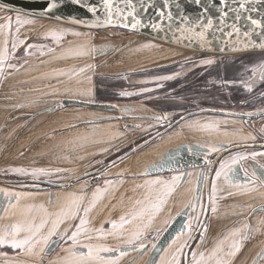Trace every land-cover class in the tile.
<instances>
[{
	"label": "crops",
	"instance_id": "crops-1",
	"mask_svg": "<svg viewBox=\"0 0 264 264\" xmlns=\"http://www.w3.org/2000/svg\"><path fill=\"white\" fill-rule=\"evenodd\" d=\"M17 36L19 33H16ZM19 40L25 41L32 38V35H18ZM5 35L0 36V48H2ZM9 39V37H8ZM29 44H18L13 50L12 41L8 40V58L0 66V229L5 225H11L25 220L31 221L35 224H39L42 220L48 221V224L42 229L43 235H47V229L51 226V221L56 218L55 214L60 210L64 204L68 194L84 195L86 197L85 206L87 201L91 200L92 193L99 188L102 192V197L107 199L108 193L113 192L115 197L118 191L124 189V193L121 196L131 197L135 200L139 199L146 205L149 202V197L155 198L156 192L160 190V185H148L146 181L150 180H162L170 182L172 178L165 175L163 167L169 165L172 160H175L176 153L180 151H188V153H201L209 154L213 148L217 149L221 145L235 140V136H241L236 131L231 133L228 126V120L222 117H214L212 115H198L187 118L178 127L172 128L163 134L156 137L154 140H144L146 145L142 147L134 154L129 160H124L121 163L114 164L115 162H109L107 166L100 169V181L98 183L89 184L88 177L80 179L72 185L63 187H48L43 190H33L30 186L32 183H21L16 185H8L10 179H30L31 182L35 179L67 182L73 179L79 174H75L72 177L54 175V170L57 167H61L65 162V156L68 157L70 151L81 148L83 146L91 145V149L84 150V154H74L76 159H87L86 162L79 165H86L88 162L93 161V169L91 166L84 167L83 172L96 173L95 159L100 152L91 153L94 150V146L98 147L99 144H110L117 137L123 133L118 129L113 121L96 122L92 124L83 123L79 117L80 112L78 108H74L75 111L73 118H77L76 124L69 123V115L65 113L67 106L58 107L56 104L60 100L54 99L52 95V87L47 85L52 81L36 83L37 79L21 80L25 77L36 76L37 66L44 67V70H50L52 72V64H47L51 58H42L43 61L37 63L35 58H29L27 61H21L22 55L29 51L41 50V47L33 42L32 45L36 47L28 48ZM63 49L60 53H64ZM14 65L15 67H9ZM42 69V70H43ZM25 75V76H24ZM81 79V78H80ZM72 89H66L67 92H60V98L64 99L68 97V93L74 94L71 97L83 98L88 100H94V93L91 89L87 91L90 94L84 95L86 87L81 80H78ZM32 82V83H31ZM57 101V103H53ZM79 107V106H77ZM88 109L84 107H79ZM92 115L86 119H98L104 114L99 113L101 110L88 109ZM96 111V113L94 112ZM70 114V113H69ZM96 114V117L95 115ZM89 123V122H88ZM90 125L86 128L84 125ZM80 128L79 130H76ZM70 131V133H69ZM120 134V135H119ZM218 134V135H215ZM80 140L70 147V143L74 140ZM41 144L40 147H36V144ZM96 143V144H94ZM191 146V150H189ZM60 151L59 156L61 161H55L52 158L53 151ZM77 151V150H76ZM105 151H107L105 149ZM104 153V151H103ZM108 153V152H107ZM111 153H108V156ZM96 156V157H95ZM131 157V156H130ZM232 157L226 158L225 161H230ZM222 159V158H221ZM221 161L219 160L218 163ZM173 163V162H172ZM217 163V164H218ZM70 162L66 163L68 166ZM155 165L156 167H153ZM163 165V167H161ZM221 164L216 165L217 169H214L213 178L216 180L217 191L215 193V208L216 211L210 210V222L208 226L207 239L205 240V247L198 249L207 253L211 251L219 241L225 237L230 238V233L237 229L241 230V235H244V224L232 223L227 224V221L231 216L235 214L244 213L245 210L233 211L227 208L225 198L228 195H238L239 201L242 203L251 200L250 193L244 191V187H237L234 183L226 180L223 175L219 178L215 177V173L220 169ZM122 167L123 170H118L112 173L113 170H117ZM236 173L235 179H238L241 184L246 185L248 188L255 187L256 194L254 199L257 202L264 200L263 187L260 184H249L248 179H243L245 176L240 169L239 163L235 165ZM22 168L27 172H31L32 169L43 168L48 171V175H42L39 177H33L32 175H24L20 172L13 171V169ZM203 170V169H202ZM201 168L188 169L183 171H177L170 176H178L181 173H190L185 175L183 181L174 187V190L166 198V203L162 206L161 211L156 213L160 214V223H165L170 217H175L177 213H181L185 209H189V213L197 211L200 200L202 198L199 191V185H201L202 178L198 179V176L203 171ZM147 171V175L144 173ZM84 180V181H82ZM112 181L111 184H106L105 181ZM89 181V182H87ZM131 181L132 187L128 188V182ZM35 183V182H34ZM19 188H16V187ZM107 189V191H105ZM231 192V193H229ZM99 199L96 206L88 214L89 223L85 226L89 229L96 228V207H101V203H104ZM140 197V198H139ZM101 202V203H99ZM172 202V207L167 214L164 215L165 208ZM256 202V201H255ZM194 207H186L189 204ZM245 204V205H246ZM143 205V206H144ZM213 202L211 200V208ZM248 206V205H246ZM244 206V207H246ZM236 208V207H234ZM238 212V213H237ZM194 214V212H193ZM80 215H83L82 211ZM92 216H95L93 219ZM171 218V219H172ZM159 220V217H157ZM136 224L139 221H134ZM147 219L145 218V221ZM154 223V218L152 219ZM79 223V219L68 220L60 226L59 231L63 232L65 228L74 226ZM127 226H124L122 230H126ZM132 225L129 226V230H132ZM74 230V227L73 229ZM120 230V229H118ZM24 233H21V237ZM70 235V232H69ZM59 236V235H57ZM51 239V238H50ZM231 239V238H230ZM1 247L9 248L14 254L0 255V264H42L39 256H30L21 253L18 249L14 250L10 245L5 244ZM119 249V248H118ZM39 249H37L38 251ZM197 250V249H196ZM225 251H227V244H225ZM264 251V211H257L252 221V227L250 228L249 237L243 240L240 251L235 257L228 258L230 264H264V259L260 258L257 254ZM65 255V253H63ZM161 255V254H160ZM159 255V256H160ZM56 254H51L48 260H51V264L57 259H53ZM192 264V253L191 261Z\"/></svg>",
	"mask_w": 264,
	"mask_h": 264
},
{
	"label": "rangeland",
	"instance_id": "rangeland-1",
	"mask_svg": "<svg viewBox=\"0 0 264 264\" xmlns=\"http://www.w3.org/2000/svg\"><path fill=\"white\" fill-rule=\"evenodd\" d=\"M17 14L21 15L23 19H31L34 21L32 24L19 26L18 35L22 36L29 33L32 35V38L25 40L24 44H33V42H36L39 47L43 45L41 50H35V52L29 51L28 54L25 53L21 56L20 60L27 61L29 58H35L37 63H40L43 61L42 58L44 57L52 59L47 63L52 64V72H50V70H44V67L42 66H37L35 77H25V79L21 80L35 78L37 79V84L52 81L51 84L47 85V88L51 86L53 98L61 100L59 96L60 92H67L66 89L71 90L72 85L82 79L84 87H86L84 95L87 96V94H90L87 90L91 89V92L93 91L94 93L93 97L96 100L98 99L97 101L104 100L105 102L113 103L114 106H117V104L120 106L121 111L119 112H117L115 108H112V110L109 111L101 110L99 112L104 114L103 116L118 113L121 119H117L113 122L123 134L113 141H110V144H99L98 147L94 146V150H92L91 153H96V151L100 152L94 163V168L96 167L97 172H100L99 169L107 166L109 162H115L114 164H118L126 159L129 161L130 158L133 159L132 154H134L136 150L138 151L146 146L142 145L145 141L141 138L142 135H145L143 133L145 129V131L149 133L148 135L152 136V138L160 135V130H157L158 122L156 120H159V117H161L163 113L165 115L183 114L188 110H192L193 107L191 106H193V101H201V103L208 105L216 103L217 101L213 98L210 99L209 95L216 96L214 88L222 87L224 85L222 83L215 84L218 77H216L213 71H210L212 68L214 69L219 62L231 64L238 62L237 58H233L234 55L202 52L189 53L185 49L167 46L145 38L143 39L135 32L119 28H111L109 29V32H107L99 29L64 25L53 20L0 10V23H7V20L4 19L6 17L12 18L13 27L11 31L13 35H15L14 31H16L17 27L15 25V17ZM60 30H64L65 34L57 43L51 38L50 33L52 31ZM72 32H79L81 35L74 36L71 34ZM18 35L17 38L19 39ZM8 40L12 41L11 36H9ZM98 42L105 43V45L102 47L98 46L96 48L97 51L95 52L91 51L92 48H95L93 47V44L97 45ZM107 43L112 44L110 52L100 54L103 49H106ZM123 44H126V46L121 47ZM145 45L151 46L146 47ZM81 46L87 51V54L75 55L74 53L78 50V47L81 48ZM49 49H52V51L49 52ZM61 49L65 52L60 53ZM42 52L43 55H41ZM206 60H212L213 63H203V61ZM255 65L258 66L256 63L252 66L245 65V72L234 77L236 80L243 79L241 82L243 83L242 87L246 90H248L249 87L252 89L258 79V69ZM82 68L84 69L83 72L80 71ZM253 68H256L255 74H253ZM217 70L218 69H216V71ZM60 72H63L64 75H58ZM159 77L172 78L161 80L158 79ZM99 83H102V85L99 86ZM145 88L150 89V91H141ZM121 92H129L132 93V95L121 96ZM68 94V97H71V95L74 96L71 92ZM53 103H57V101H53ZM253 106H260L258 107L259 109L261 108L260 110L264 109L263 99L261 98ZM67 107L69 109H67L65 113L69 115L70 124H76L78 121H81L79 119L77 120V118H73L74 113H72V111H75L76 108L79 109V117L82 120L85 119L84 121H90L89 123H96V119H86L92 115L90 113H92L91 111L93 110L83 109L79 108L80 106L77 107L72 105H68ZM126 109L127 111H125ZM160 109L163 111L161 112ZM156 110L160 112H155ZM194 111L198 112L200 110ZM94 112L96 113V111ZM250 112H258V110ZM94 115L96 117V114ZM236 119L237 120L232 121L242 124L241 119L240 121L238 118ZM227 120L228 124H231V120ZM251 124L253 127L258 128L264 135V117L251 120ZM84 126L86 128L91 127L86 124ZM79 129L80 128H77L76 130ZM248 135L249 134H246V137L244 136V138L249 139ZM79 142L80 140L78 139L74 140L73 143H70L71 149H73V146ZM130 144H132L131 148L129 147ZM40 146L41 144H36V147ZM91 147V145H87L86 143V147H84L85 149L81 146V148L76 149L77 151H70L68 157L66 158L65 156V162L63 163L64 167H57V169H64L66 171L59 173L58 176L72 177L75 174H82L81 172L85 169L84 167L88 166H91L93 169V161L88 162L86 165H79L80 163L86 162L87 159L75 160L76 155H73V153H80L82 155L85 153L84 150H90ZM135 148L137 149L135 150ZM105 149L107 151H105ZM107 152H110L111 156H108ZM59 153L60 151L57 150L52 152L51 157H54V162L61 161ZM255 153H264V150H258L255 151ZM244 154L245 153L236 152L233 156ZM258 156H262L260 159L264 161V155ZM68 162H70V164L65 166ZM118 170H123V168L119 167L117 170H113L112 173H115ZM54 175H57L55 170ZM169 177L172 178V176ZM87 180H89V177ZM130 182L131 181L128 182V188L132 187V183ZM7 184L12 185L9 183ZM16 188L19 187L17 186ZM123 193L124 189L118 191L115 197H113V192L108 193L107 199L102 197L104 203L99 202L101 203V207L99 209L96 207V228L94 229L103 228V232L90 233L93 236L91 242L94 244L99 243L114 249L119 248V250L121 249L120 251H124L126 254L123 256H120L119 252L101 253V255L105 257H115V264H160L162 257H164L165 262L171 260L176 248L187 238L189 231L192 230L195 214H186L187 219L180 226L177 233L172 236L169 244L165 248L167 251L165 252L164 249L160 256L152 252V246L159 237L163 227L169 223V220L172 217H170L168 222L161 224L160 214H155L153 217L155 222H151V226L144 231L142 240L135 241L133 246L128 248L126 246V241L129 239L132 231L135 230V222L124 225L127 226L126 230L116 229L115 231L120 233L119 237L108 235V233L112 230V223L119 224L121 216L129 218V214L133 211H138L144 203L137 204V201L141 200H135L130 196L121 198ZM171 207L172 202L165 208L164 215L169 212ZM157 217H159V220H157ZM92 218L94 219L95 216H92ZM186 224L189 225L188 228L185 227ZM130 225L133 226L131 231L129 230ZM149 230L152 231L151 234L149 233L150 235L148 234ZM181 233L183 234L179 235ZM205 234L206 230H204V237ZM98 236L101 238L96 239ZM174 239L175 242H173ZM63 241L66 240H62L58 248L53 252V254H56L53 259L63 257V253L66 255L65 249L71 245V242L68 241L62 244ZM79 241L80 243L76 245L74 250L78 252H87V249L83 248L81 245L83 243H88L89 241H87L84 236H81ZM147 241L151 244L148 249H146L147 244H145ZM141 242L145 244V248L136 251L135 248H137ZM205 242L203 243V241H199L198 243L200 245L203 244V247H205ZM169 245H171V247H169ZM176 254L180 255L179 253ZM49 256L45 257L43 253L40 254V261L43 262L44 260V263L42 264H51V260H48ZM43 257L45 258L43 259Z\"/></svg>",
	"mask_w": 264,
	"mask_h": 264
},
{
	"label": "snow or ice",
	"instance_id": "snow-or-ice-1",
	"mask_svg": "<svg viewBox=\"0 0 264 264\" xmlns=\"http://www.w3.org/2000/svg\"><path fill=\"white\" fill-rule=\"evenodd\" d=\"M120 3H123L125 5V9H121L118 4L116 3V0H101V4L103 6V10L105 12V19L103 21H97L95 24L90 25V27H107L109 25H113L116 22H119L121 19L124 21H127L129 17H131L133 23L131 24V28L135 29L138 25H141V20L137 18V7L134 3V0H119ZM193 2L196 5L201 4V0H193ZM71 3L80 5L81 7H85L88 12L92 14H96L99 9L96 6H89L86 3H84V0H71ZM141 6L144 7V10L147 11V7L149 5H145V0H140ZM232 3L237 4L238 7H231V5L228 3V0H219V5L217 12H218V22L220 26H226L230 30H225V27H214V20L212 17H207L205 22V16L201 14L198 19L195 21H190V18L186 15H181V24L178 28V31L180 32L179 39L181 42L188 41L190 44L192 42H198L202 48L211 46L213 41L216 39V33L219 32L221 34V38H228L224 41L225 45L227 46L229 42H231V50H237V45L243 41L245 47L249 46H257L255 42L253 41V32L257 29H261V31L256 32V35L260 37V43L258 46L260 48H264V23H262L260 20L253 18L251 15H247L244 17V19L250 21L252 28L249 30H245L242 32L241 28L237 25V23H232L231 25H227V17L230 12L235 13L234 20L240 21L241 20V13L245 12H256L258 11L255 7H249L252 4H259L264 3V0H232ZM58 5L55 2V0H51L47 4V8L45 9L46 12H50L53 8H56ZM169 6V0H164V7L168 8ZM207 9H205V12ZM157 15L161 19H168L171 21L173 19V15L171 11L167 12V15L165 16V12L163 10H158ZM7 20V23H0V34L5 35V39L3 41V47L0 48V66L3 65L4 61L8 58V37L11 36L12 39V48L15 50V48L18 46V44H23V40H19L16 35L12 34V18L6 17L4 18ZM59 19V18H58ZM34 21L31 19H23L21 15L17 14L15 17V25L16 32H19V26L32 24ZM72 23L76 24H82L83 21L73 19L71 21ZM124 27H128L129 25L127 23L123 24ZM154 29H159L161 27L160 24L154 23L152 25ZM196 29H199L197 31ZM209 30L211 31V36L207 35L209 33ZM64 30L60 31H52L50 33V36L53 40H55L57 43L62 39L64 35ZM74 36H79L81 33L79 32H72L71 33ZM233 37L235 39H233ZM146 47H150L151 45H145ZM36 47L35 45L29 44L28 48ZM40 47H43L41 45ZM221 52L225 50L224 47H221L219 49ZM52 49H49V52H51ZM91 51L95 52L97 49L92 48ZM26 54H28L26 49ZM75 55H85L87 54V51L81 46L79 50H77ZM43 55V52L41 53ZM203 63L211 64L213 63L212 60H206L203 61ZM9 67H15L14 65H9ZM261 79H264V64L258 65ZM81 72L84 71V69H80ZM253 74L256 72V68L252 69ZM58 75H64L63 72L58 73ZM172 77H159L158 79L166 80L171 79ZM249 91H251V88H248ZM141 91L147 92L150 91V89H142ZM121 96H129L132 95V93L129 92H121ZM127 111V109L125 110ZM248 115H251L249 113ZM189 150H191V146H189ZM212 151H217V149L213 148ZM258 155H264V153H251L250 155H237L233 156L230 161H225L221 163L220 169L216 171L215 177L219 178L221 175L225 177L226 180H229L230 182L234 183L237 187H244L245 192H252L256 191L257 189L255 187L248 188L246 185L241 184V182L238 179H235V165L239 163V161L246 160V159H255ZM153 167H156L153 165ZM163 167V165H161ZM260 168L264 170V164L260 165ZM13 171L20 172L24 175H32L33 177H39L42 175H48V171L43 168H36L32 169L31 172H27L25 169L18 168L13 169ZM63 171H66L64 169H55V173L59 174ZM147 175V171L144 173ZM185 175H190V173H181L178 176H173L170 182H165L162 180H150L146 181V184L148 185H160V190L156 192L155 198L149 197V202L142 206L138 211H133L129 214V218H125V216L120 217V223H112L111 229L108 233V235H112L115 237H119L120 233L118 231H115L116 229H123L124 225L126 224H132L134 221H139L138 224L135 226V230L132 231L129 239L126 241L128 245H133L135 241H141L142 237L144 235V231L151 226L152 219L154 215L161 211L162 206L166 203V198L168 195L171 194V192L174 190V187L178 184H180L183 181V178ZM245 176H247V173H245ZM252 179H249L247 183L249 184H255V178L257 177V173L253 171L252 173ZM202 178L203 180L207 181L208 177L204 176L203 173H200L198 176V179ZM106 184H111L112 181H105ZM260 185L261 187H264V171L261 173L260 177ZM107 191V189H105ZM217 191L216 187V180L213 178L212 180V195L210 199L213 202V206L211 208L212 212L216 211L215 208V193ZM102 197V192L99 188L96 189L92 193L91 200L87 201V206H85V200L86 197L84 195H77L75 193L68 194L64 204L61 206L60 210L55 214L56 218L51 221V226L47 229V235H43L42 229L46 227L48 224V221L42 220L39 224H35L31 221L25 220L22 222H18L11 225H5L2 229H0V246H3L5 244L10 245V247L14 250H19L21 253H24L26 255L30 256H40L41 253L44 252L45 247L49 243V240L51 237L59 235L60 239L70 241L71 245L65 249L66 255L63 257H59L56 261L53 262V264H115V257H105L102 256L101 253H111V252H119L120 256L125 255L126 253L124 251H120L119 249L110 248L108 246L99 244V243H92L93 236L90 234L92 232H98L102 233L103 228L101 229H89L85 227L88 223V214L92 211V209L96 206V203L99 199ZM142 201H137V204H143ZM186 207H194L191 203L189 205H186ZM204 207L203 205L201 206ZM83 213V215H80V213ZM179 215V213H177ZM145 218L147 219V222L145 221ZM195 218V217H194ZM79 219V223L75 224L74 226H69L68 228H65L63 232H60V226L64 224L68 220H75ZM203 226L206 230V225H200ZM74 227V230H72ZM186 228L189 227V225H185ZM199 230V226L196 229ZM244 235H241V230L237 229L234 232L230 233V238L225 237L223 240L219 241L217 245L207 253L203 251H198L199 243L197 245V250H191L192 252V264H230V260L228 258L235 257L236 254L240 251L243 240L247 239V233L250 231V228L248 225H244ZM70 232V235H69ZM21 233H24V235L21 237ZM183 233L179 234L182 235ZM81 236H84L88 243H83L81 246L83 248L87 249V252H78L75 251V247L78 243H80L79 238ZM201 242L203 241L204 233L200 232ZM101 237H96V239H100ZM192 232L191 230L188 233L187 238L179 244V246L176 248L175 253H173L171 260L165 262L164 257L161 258L160 264H181V256H185L186 259V253L184 252L185 248H190L189 246V240H192ZM175 242V239L174 241ZM225 244H227V251H225ZM153 248L156 246L153 245ZM171 247V245H169ZM145 248V244L143 242L139 243V246L135 248L136 251H139L141 249ZM37 249H39L37 251ZM165 252L167 249L164 250ZM176 253H179L180 255H177ZM0 255H3V253H0ZM260 258L264 259V251L257 254Z\"/></svg>",
	"mask_w": 264,
	"mask_h": 264
},
{
	"label": "water",
	"instance_id": "water-1",
	"mask_svg": "<svg viewBox=\"0 0 264 264\" xmlns=\"http://www.w3.org/2000/svg\"><path fill=\"white\" fill-rule=\"evenodd\" d=\"M51 2V0H0V10L5 12H11V13H20L24 14L26 16L36 17V18H44L48 20L57 21L58 23L64 24V25H71L76 27H82V28H88V29H99L102 31L109 32V29L111 28H119L123 30H128L131 32H135L139 37L145 38L148 40H153L155 42H159L161 44L167 45V46H173L177 48H182L187 50L189 53L194 52H202V53H212V54H230V55H237V54H244V53H264V48H260L258 44L261 42L260 37L256 35V32L261 31V29H257L253 32V41L257 46H249L245 47L243 41H241L237 45V50H231V42L226 46L224 41L228 38L224 37L221 38V34L219 32L216 33V39L213 41L211 46L202 48L198 42H192L191 44L188 41H183L179 39L180 32L178 31V28L181 24V15H186L190 18V21H195L199 18L201 14L205 16V22L207 17H212L214 20V27H225V30H230L226 26H220L218 22V12L217 9L220 7L219 0H201L200 5H196L193 0H169V6L168 8L164 7V0H145V5H149L147 7V11L144 10V7L141 6L140 0H134V3L137 7V18L141 20V25H138L135 29L131 28V24L133 23L131 17L128 18L127 21L120 20L119 22L114 23L113 25H109L107 27H90V25L95 24L98 20L103 21L105 19V12L103 10V6L101 4V0H84V3H86L89 6H96L99 11L94 15L87 11L85 7H81L80 5H76L71 3V0H55L57 3V7L53 8L50 12H46L45 9L47 8V4ZM116 3L121 9H125V5L123 3H120L119 0H116ZM228 3L231 5V7L235 8L238 7L237 4L232 3V0H228ZM249 7H255L258 9L256 12H245L241 13V20L235 21V13L230 12L227 17V25H231L232 23H237V25L241 28L242 32L245 30H249L252 28V25L250 21L244 19L245 16L251 15L253 18L260 20L262 23H264V3L259 4H252ZM205 9L207 11L205 12ZM158 10H163L165 12V16L167 15V12L171 11L173 15V19L169 21L168 19L164 18L161 19L157 15ZM59 18V19H58ZM73 19L83 21L82 24H76L72 23L71 21ZM127 23L129 26L124 27L123 24ZM154 23H158L161 25L159 29H154L152 25ZM199 31V29H196ZM211 31L209 30V33L207 35L211 36ZM233 39H235L233 37ZM105 43L98 42L97 45L93 44V47L95 49L99 46H104ZM112 44H106V49H103L101 53H108L110 52V49ZM126 44H123L121 47H125ZM111 47V48H110ZM221 47H224L225 50L221 52L219 49ZM80 48L78 47V50ZM260 64H264V59L260 60ZM259 71V70H258ZM259 77L261 79L260 71H259ZM68 106V105H75V106H81L84 108H90V109H96V110H112V108H115L117 112L121 111L120 106L117 104V106H114L113 103L110 102H100V101H94V100H88V99H80V98H64L61 99L56 106ZM205 112H211V113H217L221 114L220 116H226L231 115L230 112L221 111L218 109H203ZM195 112H188L183 114L180 118H178L177 121H182L186 117L192 115ZM222 113L224 115H222ZM249 113H238L236 116L242 118H245V123L251 120V119H258L264 117V109L251 113V115H248ZM235 117V116H234ZM221 118V117H220ZM223 119H227L225 117H222ZM117 119H121L120 115L112 114V115H105L96 120V122H105V121H115ZM90 121H84L83 123L86 124H92L88 123ZM246 123V124H248ZM169 128V126L165 127L164 129L159 131V134H163L164 130ZM159 136V135H158ZM224 146V145H223ZM252 146H262L261 143H251V142H244V143H237L232 145H227L226 148H224V151L233 150L238 147H252ZM220 155V153H219ZM258 158L255 159H246L239 162V165L241 164L242 168L244 167V171L246 173H252L254 170L257 175L259 176V180L261 177L262 170L260 168V165L264 164V161L260 159L262 156H257ZM175 164H171L167 167V170H186L194 167H201L208 165L209 166V172H211L212 166L216 161V158L209 160L208 157L204 154L200 153H188V151H180L176 153L175 155ZM180 162L179 164L176 163ZM236 168V167H235ZM100 171V169H99ZM97 172V170H96ZM85 177H90L89 184L96 183L98 176H94L91 172H83L82 174L77 175L75 178L68 180L67 182H58V181H47V180H40L35 179V181L31 182L30 179H25L22 181V179H10L8 182L9 184H21V183H32L33 185L30 186L33 190H43L48 187H63L72 185L73 183H76V181L83 179ZM35 182V183H34ZM260 182V181H259ZM42 184V185H41ZM209 186H206L205 191V203L206 208L200 218V221L198 223L199 230L202 228L200 226L201 224L204 225L206 216L208 214V207L210 204V197H209ZM264 189V187H263ZM260 206L253 207L251 212H257L262 210ZM250 212V213H251ZM235 220H232L228 223V225L232 224ZM184 222V215L183 212L179 213L173 221L170 223V225L164 229V231L161 233L157 243L156 247L152 252L155 254H158L161 251V248L163 245L169 240L172 235L179 229L181 224ZM197 226V227H198ZM199 230L197 232H199ZM194 240V237L192 240L189 241V246L191 247V244ZM60 239L54 238L50 239L49 243L44 249L43 254L45 257L51 255L60 245ZM190 248H185L186 253V259L184 256V264H188V254H189ZM43 257V259L45 258ZM44 261V260H43Z\"/></svg>",
	"mask_w": 264,
	"mask_h": 264
},
{
	"label": "flooded vegetation",
	"instance_id": "flooded-vegetation-1",
	"mask_svg": "<svg viewBox=\"0 0 264 264\" xmlns=\"http://www.w3.org/2000/svg\"><path fill=\"white\" fill-rule=\"evenodd\" d=\"M233 58H237L238 62H235V63H232V64L231 63H226V62H222V63L219 62L218 65L215 66L214 69L212 68V70L210 71V72L213 71L215 73L216 77H218L217 78L218 80H216L215 84L222 83L224 85L222 87L214 88L215 89L214 93H215L216 96H214V95L210 96L209 95L210 99L213 98V99H215L217 101L216 103L208 105V104L201 103V101H198V102L193 101V106H191V107H193L192 110H188L185 113H188V112H191V111L195 112V113H193L192 115L186 117L182 121L181 120L177 121V120H178V118H180L185 113L180 114V115H178V114H176V115H168V114L165 115L163 113L162 116L159 117V120H156L158 122L157 130H160V132H161L162 129H164L165 127L169 126V128L164 130V132H166V131H168V130H170L172 128L178 127L183 121H185L189 117L198 116V115H212L214 117H227L228 116L229 118H227V119L231 120V124H228L229 129L231 130V133H233V131H236L239 135H241V136H235V137H240V138H236L235 140L229 141L228 143L224 144V146L221 145L219 148H217V151H211L209 154H204V155H206L208 157L209 160H212V159L216 158V161H215V163L212 166L211 172H209V166L208 165L201 166V167H194V168H197V169L201 168V170L203 169L202 173H203L204 176L208 177V180L205 181V180L202 179L201 185H199V191L198 192L201 193L202 198L200 200L199 207H198L197 211H196V209H195V211H193L194 214H195V216H194L195 218H193V223L194 224H193L191 232H192V237H194V240H193V242L191 244V247H190L191 250H196L197 249L198 242L201 241L200 232L204 233V230H205V228L203 226L199 230V232H197L196 229H197L198 223L200 221V218H201V216H202V214H203V212H204V210L206 208V203H205L206 186H209V188H210L209 189V197H211V195H212L213 174H214V169L215 168L217 169V167H215V166L218 165V164L223 163V161L226 158L232 157L233 154L236 153V152L237 153H239V152L240 153H245L244 155L248 156V155H250L251 153H253L255 151L264 150V135L262 134V132L259 131L258 128L253 127V125L251 124V120H253V119H251L249 121V123L246 122V123H248V124H246L244 117L240 118V117L236 116L238 113H242V114L254 113V112H250V111H254V110H256V111L258 110L259 111L261 109V108L260 109L258 108L260 106L254 107L253 105L257 101H259L261 98L264 101V79H260L259 71H258V79L256 80V83L254 84V87L252 88L253 90L251 89V91L246 90L245 88L242 87L243 83H241V82L243 81V79H240V80L234 79L235 76H238L240 73H244L245 72V67H244L245 65L252 66L254 63L259 65L260 60L264 59V53H261V52L258 53L257 52V53L237 54V55H234ZM248 66H247V68H248ZM256 67L259 70L258 66H256ZM216 69H218V70L216 71ZM98 85L101 86L102 83H99ZM66 98H72V97H66ZM80 99H83V98H80ZM97 100L94 99V101H97ZM102 102H105V101L103 100ZM72 106H75V105H72ZM203 109L204 110L205 109H218V110H221L223 112L224 111L230 112L231 115L220 116L221 114L205 112V111H203ZM160 110H161V112L163 111L162 109H160ZM194 110H200L198 112H201V113H198L197 111H194ZM155 112H160V111L156 110ZM222 115H224V114L222 113ZM236 118H238L239 121L241 119L242 120V122H241L242 124H238L236 121L235 122L232 121V120H237ZM145 130L143 132L145 135L141 136L142 140H148V139L150 140V138H151V140H154L156 138V137L152 138V136H149L148 135L149 133H147ZM246 134H249L248 135L249 139H247V138L245 139L244 138V136L246 137ZM244 142L261 143L262 146L261 147L260 146L238 147V148H235V149L229 150V151H224L223 150L224 148L227 147V145H232V144H237V143L241 144V143H244ZM129 147L131 148L132 144H130ZM219 153H220V155H219ZM255 158H258V157L256 156ZM219 160L221 161L220 163H218ZM172 162L169 165L175 164V162L174 163H172ZM176 163L179 164L180 162L176 161ZM169 165H166L165 167L162 168V169L165 170L164 173L167 176H170L172 173L177 172V170H170V171L167 170V167ZM239 166H240L241 171L245 175L246 172L243 170L244 167L242 168L241 164ZM194 168H190V169H194ZM186 170H188V169H186ZM181 171H183V170H181ZM253 171H252V173H253ZM252 173L251 174L247 173V176H242L243 179H248V178L252 179L253 178L252 177ZM99 174H100L99 172H96V173L93 174L94 176L96 175V176L99 177L97 179L96 183H98L100 181V175ZM89 179H90V177H89ZM255 181H256L255 183L260 184V182H259L260 180H259V176L258 175L255 178ZM263 191H264V189H263ZM229 193H231V192H229ZM247 193H250V195H251V200H249L247 202V204H246V202L242 203L241 201H239V199L237 197L240 194L232 195V193H231L230 195H228V198H225L226 199L225 203L228 204L227 205L228 209H232L233 211L245 210L244 213L239 214L237 212L238 214H235V215L231 216L230 219L227 221V224L229 222H231L232 220H235L233 222V224L234 223L235 224L236 223H239V224H244L245 223L244 225H248L249 228H251L252 227V221L254 220V215L256 213V212H253V213L251 212L252 208L261 205L260 208L264 211V200L261 201V202H259V201L257 202V200L254 199L256 191L247 192ZM245 204L248 205V206H246ZM202 205L204 206L203 208L201 207ZM244 206H246V207H244ZM234 207H236V208H234ZM210 210H211V199H210V204H209V207H208V214L206 216V220H205V223H204V225H206V234H205V237L203 238V243L205 242V240L207 238V234H208V226H209V222H210V220H209L210 219ZM182 212H183L184 221H185L187 219L186 214L189 212V209H185ZM193 212H192V214H193ZM197 214H198V216H197ZM175 217L170 219L169 223L165 227H163L162 231L159 234V237H160L161 233L164 231V229L167 228L170 225V223L173 221V219ZM166 222H168V221H166ZM177 231L173 235H175L177 233ZM249 232L247 233V238L249 237ZM149 233L151 234L152 231L149 230L148 234ZM159 237L153 243V245H156ZM54 238H59L60 239L59 236H54L51 239H54ZM171 238L169 240H167V242L163 245V247L161 248V251L158 253V255H160L163 252V250L169 244ZM61 241H62V239H60V243H61ZM65 242H68V241H63L62 244H64ZM145 244H147L146 245V249H148L149 246L151 245L148 241ZM126 246L128 248H130L133 245L126 244ZM123 247H125V246H123ZM199 247H200V249H202L203 248V244H201V245L199 244ZM152 250H154V248ZM191 250H189V254H188V264H190V261H191V253H192ZM2 252H4L5 254H10V253L14 254V253H12V251L9 248H7V247L5 248V247H1L0 246V253H2ZM184 252H185V249H184ZM181 259H182L181 264H184V256L183 255H182Z\"/></svg>",
	"mask_w": 264,
	"mask_h": 264
}]
</instances>
